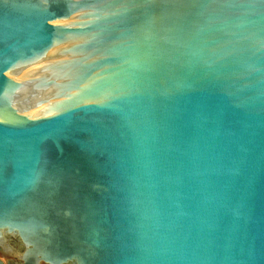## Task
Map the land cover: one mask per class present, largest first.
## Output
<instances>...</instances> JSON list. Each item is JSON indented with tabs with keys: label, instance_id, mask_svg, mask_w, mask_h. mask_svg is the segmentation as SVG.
I'll return each mask as SVG.
<instances>
[{
	"label": "water",
	"instance_id": "water-1",
	"mask_svg": "<svg viewBox=\"0 0 264 264\" xmlns=\"http://www.w3.org/2000/svg\"><path fill=\"white\" fill-rule=\"evenodd\" d=\"M0 264H264V0H0Z\"/></svg>",
	"mask_w": 264,
	"mask_h": 264
}]
</instances>
